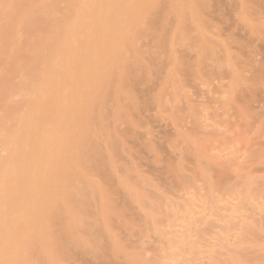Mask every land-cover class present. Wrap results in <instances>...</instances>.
I'll use <instances>...</instances> for the list:
<instances>
[{
  "label": "rangeland",
  "instance_id": "obj_1",
  "mask_svg": "<svg viewBox=\"0 0 264 264\" xmlns=\"http://www.w3.org/2000/svg\"><path fill=\"white\" fill-rule=\"evenodd\" d=\"M101 1L103 11L122 8L121 0ZM96 4L0 0V160L10 159L3 140L17 131L21 172L32 169L30 140L47 136L28 119L18 129L21 116L48 102L43 79L62 53H47L48 67L40 61L31 69L26 59L54 39V30L63 42L69 23L92 18ZM138 5L143 10L124 31L110 33L107 19L97 18L103 24L91 33L104 35L102 53H69L72 78L97 76L92 123L79 124L80 162L71 181L78 192L91 190V206L76 212L84 222L67 230L73 196L43 189L22 253L39 241L74 239L44 264H264V0L130 3ZM105 69L124 74L110 81ZM72 85L59 81L57 88ZM47 170L60 172L56 179L66 173ZM28 183L19 175L15 186ZM54 203L58 215L45 211Z\"/></svg>",
  "mask_w": 264,
  "mask_h": 264
},
{
  "label": "bare ground",
  "instance_id": "obj_2",
  "mask_svg": "<svg viewBox=\"0 0 264 264\" xmlns=\"http://www.w3.org/2000/svg\"><path fill=\"white\" fill-rule=\"evenodd\" d=\"M134 1L140 4V0H121L122 8L120 11H103V1L97 0L92 18L90 17L80 23H69V37L65 38L61 43L57 40L59 30H54V39L51 41L44 39L40 44L41 50L33 58L26 59L30 63L31 69H35L40 61L45 62L48 67L47 53L54 51V49H59L62 53L59 60L51 64L52 73L43 79L45 83L43 87H45L49 98L48 102L43 106H38L36 109L32 108V111H28L27 114H25L26 112L23 113L20 119L18 129L28 119L30 123L41 124L45 128L47 135L44 139L33 136L30 140L31 147L34 150V161L30 162L32 169L21 172L24 164L15 163L20 159V155H16L19 146H16L14 142L17 131H14L3 140V144L9 147L10 159H13V161L8 157L0 160V180L5 183L6 191V195L3 198L6 206L0 222V227H3L2 231L0 228V255H3L0 264H44L47 260L56 256L57 249L67 251L69 247L74 245V239H69L68 242L65 239L66 242H60L53 246H45L39 241L33 245L34 252L22 253L24 247H29L26 245L27 237L24 234V230L37 215L43 189L59 188L63 190V193H70L69 196H73L71 213L64 219L67 230H71L72 227L84 222V219L78 217L76 212L78 210L86 212L93 202L91 190L78 192L71 184V181L76 175L74 169L79 166L80 162L78 153L81 148V144L78 141L79 124L81 121L88 126L92 123L90 108L96 100L93 91L97 86V76L89 73L76 79L72 78L73 69H67L69 53L72 49L74 54L82 47L88 54L102 53L106 46L104 35L99 34L98 31L91 33V26L93 28L102 26L103 22L98 21L97 18L105 17L110 24V26L106 27L110 33L124 31L131 15L143 10L140 5L136 8H131L130 3ZM153 1L155 0H145L146 3H153ZM191 6L192 18L196 20L197 7ZM70 21L71 19L66 20L65 26ZM118 74L123 75L124 72L120 69H105L101 73L102 77H106L110 81H115ZM59 81L68 86L71 83L73 85L61 90L57 88ZM32 82H34V79H32ZM54 109H56L55 113H53ZM27 131L32 132V129L28 127ZM42 145H48L46 151H42ZM10 161L15 170L12 178H9L12 176L11 174L5 175L4 173L5 165ZM26 166L29 167V162L25 164ZM49 166L64 168L66 173L56 179L60 172L53 173L48 171L47 168ZM19 175L23 181L29 180V183L25 186L19 185L16 187L15 181ZM25 191H29L30 196H25L23 194ZM54 204L56 206L50 205L45 211L58 215L60 213L58 205L57 203ZM16 209L25 212V214H17L15 216L14 211ZM5 245H12L14 251H7L4 248Z\"/></svg>",
  "mask_w": 264,
  "mask_h": 264
}]
</instances>
